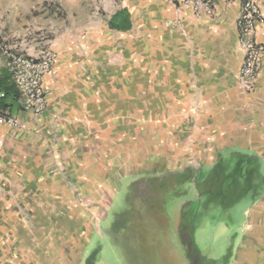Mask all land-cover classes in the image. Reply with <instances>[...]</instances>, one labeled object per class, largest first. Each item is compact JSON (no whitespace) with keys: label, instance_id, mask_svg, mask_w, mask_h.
Wrapping results in <instances>:
<instances>
[{"label":"crops","instance_id":"crops-1","mask_svg":"<svg viewBox=\"0 0 264 264\" xmlns=\"http://www.w3.org/2000/svg\"><path fill=\"white\" fill-rule=\"evenodd\" d=\"M210 1L213 14L203 0H101L103 9L62 17L63 36L47 41L58 59L44 78L45 111L34 116L19 100L11 114L26 127L0 122V264L81 262L120 178L144 176L126 171L136 150L161 152L165 165L186 161L196 173L238 164L239 200L252 201L228 256L264 264V57L245 92L244 0ZM257 2L254 40L264 44ZM124 8L131 27L110 28ZM192 256L206 260L196 249Z\"/></svg>","mask_w":264,"mask_h":264},{"label":"rangeland","instance_id":"rangeland-1","mask_svg":"<svg viewBox=\"0 0 264 264\" xmlns=\"http://www.w3.org/2000/svg\"><path fill=\"white\" fill-rule=\"evenodd\" d=\"M100 1L78 0V5H72L71 0H0V46L8 51L25 54H28L29 47L33 45L39 52L50 48L48 40L56 34L63 36L66 25L62 17L70 14L72 8H91L92 11L103 9ZM5 59L6 54L0 53V69L4 67ZM136 146L140 147V144L136 143ZM166 153L168 158L175 154ZM190 155V152L185 155L189 164L192 161ZM135 158V166L126 171L144 175L141 179H154L152 185L145 182L150 187L159 181H166L163 173L186 171L190 168L196 172L199 168L195 165L185 166L186 161H182L183 164L179 162L165 165L166 162L160 159L161 152L153 150H136ZM209 173L208 167L200 168V176ZM220 176H214L215 182ZM135 178L134 175L120 178L117 190L111 194L107 216L100 220L98 231L91 237L82 261L78 264H87L89 260L94 264H193L191 252H195V249L184 242L189 239L193 241L199 255L206 259L205 262L196 264H234L228 253L241 232L243 211L252 201L250 196L226 207L215 202L207 204L206 196L202 198L200 194L202 189H210L216 199L219 195L214 194L213 185L218 191L223 186L227 194L232 185L217 184L211 179L197 187L194 182L191 184L181 181L169 189L165 186L161 197L164 202H150L148 213H144V210L142 213L140 195L145 194L146 188L141 185L140 191H136L133 187ZM199 178L197 177V181ZM194 198L197 200L192 205L197 203L198 207L190 208V202L185 207V203ZM193 209H196V216L188 220V224L187 214L190 210L193 213ZM143 217L147 222L140 223L139 220ZM180 223L187 226V229H178ZM192 228L189 235L188 230L191 231Z\"/></svg>","mask_w":264,"mask_h":264},{"label":"built area","instance_id":"built-area-1","mask_svg":"<svg viewBox=\"0 0 264 264\" xmlns=\"http://www.w3.org/2000/svg\"><path fill=\"white\" fill-rule=\"evenodd\" d=\"M202 10L213 14L210 0H203ZM263 16L257 0H244L238 17L240 40L244 49V60L239 71V85L245 92L254 91L257 79L262 70L264 44L254 40L257 22ZM0 53L6 54L8 71L11 80L19 92L21 109L34 116L42 114L47 106V91L44 78L55 66L58 54L51 48H46L36 56L8 51L0 46ZM4 94H0V98ZM0 122L14 128H25L26 124L19 116L3 113L0 108Z\"/></svg>","mask_w":264,"mask_h":264},{"label":"trees","instance_id":"trees-1","mask_svg":"<svg viewBox=\"0 0 264 264\" xmlns=\"http://www.w3.org/2000/svg\"><path fill=\"white\" fill-rule=\"evenodd\" d=\"M109 26L112 29H117V30H126L129 29L131 27V19H130V13L127 9H120L118 10L116 13H114L112 15V17L108 20ZM3 93L4 95L0 98V108L2 109V112H8V113H12L13 111L17 110L20 106H19V92L16 89L15 85L13 84L12 80H11V76L10 73L7 69H3L0 70V94ZM232 169V170H231ZM230 169V167L225 168L224 166H218L215 167L213 170L210 171L209 175H202L200 176V171L199 172H194L193 169H188L186 171H179V172H170V173H163V177L166 179V181H164L163 183H159L155 185H153L152 187L148 186L145 182H149L150 185L151 182L154 179H148L146 180L141 179V182H136L134 184V188L136 191H140L139 189H141V185L142 188L144 186V191L145 194L144 195H140L141 199H142V205H141V210L143 213V210L145 211L144 213H148L147 209H150V202H152L153 204H157L160 202H164V198L162 199V193L165 192V186L166 188L168 187V189L173 185H177L179 182L183 181V182H188V183H195L197 187H199L200 185H204L205 181H210L211 179H213L214 183H219V184H229L232 185L230 192L227 194L225 193V190L223 189V186L220 187L219 191L218 188L215 189V186L213 185V192L214 194H218L219 196L216 197V199L213 197V195L210 193V189H202L203 191H201V195L202 198L206 196L205 202L208 204V202H215L218 205H221L223 207L226 206H230L232 204H234L235 202L239 201V194L242 193L241 192V188H240V183H239V176H238V172L240 170L238 164H236L234 167H232ZM218 176L221 175L215 182V178L214 176ZM158 176V175H156ZM156 176H153L156 177ZM143 177V176H142ZM197 177L199 178V181H197ZM231 179V181L229 180ZM138 184V186H137ZM221 184V185H222ZM225 186V185H224ZM149 188V189H148ZM149 191H148V190ZM154 192H157L156 194H154ZM210 194V195H209ZM199 198V196H197ZM197 200L196 198L192 199V200H188L185 203V207H188V205L191 203H193V201ZM190 202V203H189ZM196 203V202H195ZM190 205V208H194V207H198L196 206V204H193L192 206ZM194 206V207H193ZM187 223L189 224V221L191 218H193L194 216H196V209H193V213L192 210L189 211V213L187 214ZM145 217H143L142 219H140V223L142 222H147L146 219H144ZM148 221L150 222L151 219L147 218ZM179 225V224H178ZM187 225V224H186ZM174 228H177L176 225H174ZM180 226L182 228L187 229V226L184 227L183 224L180 223ZM191 228V226H190ZM114 229H116V227H114ZM193 228L191 229V231L189 232V235L191 234ZM184 241V240H183ZM185 243H189V245L194 249V243L191 239L184 241ZM197 251V249H196ZM192 253V252H191ZM190 253V254H191ZM189 254V257L191 258ZM189 258V259H190ZM193 264H196L194 261H192ZM87 264H94L91 263L90 260L87 262Z\"/></svg>","mask_w":264,"mask_h":264},{"label":"flooded vegetation","instance_id":"flooded-vegetation-1","mask_svg":"<svg viewBox=\"0 0 264 264\" xmlns=\"http://www.w3.org/2000/svg\"><path fill=\"white\" fill-rule=\"evenodd\" d=\"M146 180H147V178H145ZM140 179H138V180H136V182H138ZM136 182H134V184L136 183ZM134 184H133V187H134ZM178 229H181L182 230V227L180 226V225H178Z\"/></svg>","mask_w":264,"mask_h":264}]
</instances>
